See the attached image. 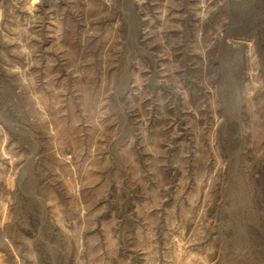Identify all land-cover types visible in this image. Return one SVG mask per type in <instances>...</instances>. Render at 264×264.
I'll return each instance as SVG.
<instances>
[{
	"label": "rangeland",
	"instance_id": "1",
	"mask_svg": "<svg viewBox=\"0 0 264 264\" xmlns=\"http://www.w3.org/2000/svg\"><path fill=\"white\" fill-rule=\"evenodd\" d=\"M0 264H264V0H0Z\"/></svg>",
	"mask_w": 264,
	"mask_h": 264
}]
</instances>
